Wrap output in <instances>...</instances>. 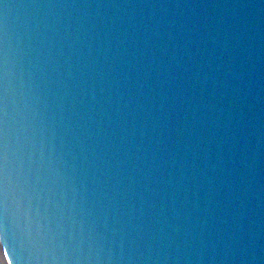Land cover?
<instances>
[{"label":"water","instance_id":"water-1","mask_svg":"<svg viewBox=\"0 0 264 264\" xmlns=\"http://www.w3.org/2000/svg\"><path fill=\"white\" fill-rule=\"evenodd\" d=\"M2 264H264V0H0Z\"/></svg>","mask_w":264,"mask_h":264},{"label":"rangeland","instance_id":"rangeland-1","mask_svg":"<svg viewBox=\"0 0 264 264\" xmlns=\"http://www.w3.org/2000/svg\"><path fill=\"white\" fill-rule=\"evenodd\" d=\"M0 264H1V262H0Z\"/></svg>","mask_w":264,"mask_h":264},{"label":"bare ground","instance_id":"bare-ground-1","mask_svg":"<svg viewBox=\"0 0 264 264\" xmlns=\"http://www.w3.org/2000/svg\"><path fill=\"white\" fill-rule=\"evenodd\" d=\"M2 264V263H1Z\"/></svg>","mask_w":264,"mask_h":264}]
</instances>
